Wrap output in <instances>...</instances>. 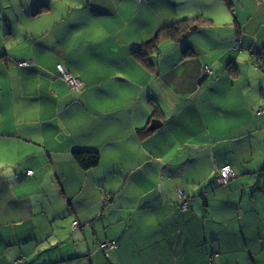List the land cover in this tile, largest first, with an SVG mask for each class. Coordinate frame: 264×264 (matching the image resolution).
<instances>
[{"label": "crops", "instance_id": "1", "mask_svg": "<svg viewBox=\"0 0 264 264\" xmlns=\"http://www.w3.org/2000/svg\"><path fill=\"white\" fill-rule=\"evenodd\" d=\"M183 18L208 20L192 33L204 49L174 42L205 57L195 95L166 109L145 82L164 75L161 55L151 71L132 54L157 29L140 32ZM263 48L264 0H0V264H142L144 252L212 264L210 250L260 252L264 71L253 64ZM166 53L169 64L191 58ZM197 124L201 139L188 138ZM83 149L101 153L99 166L81 168ZM226 164L230 187L209 189ZM111 240L117 249L99 248Z\"/></svg>", "mask_w": 264, "mask_h": 264}, {"label": "rangeland", "instance_id": "2", "mask_svg": "<svg viewBox=\"0 0 264 264\" xmlns=\"http://www.w3.org/2000/svg\"><path fill=\"white\" fill-rule=\"evenodd\" d=\"M211 2V1H210ZM180 9L174 10L172 12L169 13V18H173L176 17V13L179 12ZM146 18H150L152 17L151 15H147L144 16ZM205 21H208L207 19H205ZM161 24H159L158 26L155 25L154 28L152 29H148L145 30L143 32H140L141 35H143L145 33V36H148L149 34H154V32L158 31L159 26ZM161 27V26H160ZM156 28V29H155ZM155 29V31H154ZM223 32L221 33H229L230 31H224V29H221ZM154 31V32H153ZM157 31L155 33V35L157 34ZM219 33V32H217ZM198 33L191 35L190 37H186V39H190L192 40V42L195 44V48L197 51V48H199L200 50L204 49L203 45L205 43H207V40L204 37H201L200 40H198ZM149 36L146 38L148 39ZM140 39H143V36L140 37ZM133 42H131L132 44ZM136 49V48H135ZM135 49L133 50V52L135 51ZM160 49L161 52L159 53V55H161L162 58V71L164 72V77H161L160 80H157V78H152L151 81L148 80V77L145 79L146 85L151 86L152 88L155 89V91L160 95L161 98V105L166 109H170L172 107H174L176 104H186L188 103L187 98L189 96H193L195 95V88H193V83L191 82V79L195 76L198 75V68H199V59L201 57H205V55L201 52H199L196 55L191 54V51L188 50L187 54H189L188 58H185V53L182 49V46H177L174 41L169 40V39H163L160 42ZM178 50V51H176ZM168 52L171 57L175 56L176 54L178 55H183V57L185 58V60H175V63H177V66L172 64H169L167 62V59H165V56L167 55ZM178 52V53H177ZM134 58L137 59V57L139 56H135V54H132ZM193 55V56H192ZM169 55H167L168 57ZM166 57V58H167ZM23 61V60H22ZM180 61V62H179ZM20 61L17 62V64ZM244 62H241V65H243ZM248 65V64H247ZM176 66V67H175ZM244 69V68H243ZM170 70V71H169ZM169 71V72H168ZM204 71V69H203ZM195 73V74H194ZM204 75V73H203ZM202 77V75H201ZM200 77V78H201ZM200 78L197 80V82H199ZM131 81L135 84L138 85V78L136 77H131ZM114 84H116V82L113 81ZM199 86V84L197 85ZM201 87V86H199ZM202 89V88H200ZM146 91H147V87H146ZM227 122H229L227 120ZM181 126V125H180ZM179 126V128H180ZM178 128V129H179ZM232 132L230 131V128H226L225 129V134H231ZM188 134V138H196V139H201V134H202V127L200 125H196L195 127L192 128L191 132L186 133ZM187 136H185L186 138ZM264 166V162H262V167ZM264 201H256L254 202V204L257 207H264L261 206L260 204H263ZM264 218V213L262 214V216ZM263 224V223H261ZM260 224V225H261ZM233 225V224H232ZM239 240L242 242L243 240L239 238ZM262 247L260 252H255L253 254H250L249 252H247L246 250L242 249L241 252H239V249H235L232 250V255H225L222 254L221 251L222 249H216V250H210V254H212L214 251L220 253L218 256L214 255L213 253V258L216 259V263H222L224 261H228V260H232V264H264V241L262 243ZM196 254H194L192 257L194 260L196 261H200L201 259V255L199 254L198 250H195ZM135 256H132V258L134 259ZM150 254H147V252H144L141 254V261L142 264H175V259L176 257L173 255V260L170 258L165 257L164 255L161 256H154V261L149 259ZM181 259L183 260V262L180 263V260H176L177 264H190V261H186L185 256H181ZM193 264H202L201 261L200 262H194Z\"/></svg>", "mask_w": 264, "mask_h": 264}, {"label": "trees", "instance_id": "3", "mask_svg": "<svg viewBox=\"0 0 264 264\" xmlns=\"http://www.w3.org/2000/svg\"><path fill=\"white\" fill-rule=\"evenodd\" d=\"M197 19L198 18H183V19H180V20H177V21H174V22H171V23H168V24L162 26L157 31V34L151 40L144 42L139 47H137L135 49V51L133 52V54H135L136 57L139 55L137 58L141 62H143L147 66V68L150 69L151 71H154L155 70L154 68H156V70H159L158 59H155V58H158L159 53L161 52V49H160L161 40L169 39V40H172L174 42H179V41L185 39L183 37V34L185 32H187L193 25H195V23L205 21L204 18H202L204 21H200V20L197 21ZM188 49H191L190 45H187L184 48L185 56L189 55V54H187ZM255 55L257 57L256 58L257 63H255L256 62L255 61L254 62L255 64H253V65L256 68H259V69L264 71V48L260 52H256ZM23 61H26L27 64L26 65H20L18 63V65L20 67H30V66L34 65L33 60L27 59V60H23ZM251 61L248 62V65L252 66ZM60 65H62L67 70V68L63 64H60ZM60 65H58V68H57L58 72H59V66ZM71 75L76 78V76H74L72 73H71ZM162 77H164V75ZM61 78H63V80L66 83H68L64 77H61ZM78 79H80V78L78 77ZM80 81L82 83V86L80 88L74 87L69 83L68 84L72 88H74L75 90L80 92L84 88V83L82 82L81 79H80ZM154 103H155V104H153L154 109L155 110L159 109V105L157 104V102L155 101ZM140 132L142 133V136H145V135H148V133L150 131L148 130V128H146V129L140 130ZM73 155L83 170H91L93 168H96L97 166H99V164L101 162V153L98 150L83 149V150L75 151L73 153ZM226 165H230V164H226ZM226 165H224V166H226ZM223 167L220 168L217 175L220 174L221 169ZM231 168H232V166H231ZM29 170H31V169H29ZM232 170H233V168H232ZM33 175H34V171H33L32 175H29L28 171H27V176H33ZM233 179H234V172H233V178L228 183H220L218 180V177L216 176L215 178H212L209 180L208 188L212 189V190H217L219 188V186H221V185L230 187V184L233 181ZM202 196H204V192L198 194V197H202ZM181 201L185 202L186 208H187L188 207L187 206L188 201L186 202L183 198L181 199ZM259 236H260V234H259ZM260 240L264 241V237L261 238V236H260ZM109 242H116V244H117L116 247L111 248L112 250L118 248V246H119L118 240H111V241L102 242L99 244V248L104 250V251L109 250L110 249L109 247H102V244L109 243ZM212 256H214V255L211 254V257ZM20 263H21V259H18L15 261V264H20ZM210 264H211V262H210ZM212 264H217V263L215 262ZM218 264H232V260L224 261V262L218 263Z\"/></svg>", "mask_w": 264, "mask_h": 264}, {"label": "built area", "instance_id": "4", "mask_svg": "<svg viewBox=\"0 0 264 264\" xmlns=\"http://www.w3.org/2000/svg\"><path fill=\"white\" fill-rule=\"evenodd\" d=\"M19 64L20 65H26L27 62L21 61V62H19ZM204 71H205V73H210L211 69L208 66H206L204 68ZM59 74L61 77H64L67 80V82L69 84H71L72 86L77 87V88H80L82 86L80 79L73 77L71 75V73L68 70H66L62 65L59 66ZM28 174L32 175L33 171L28 170ZM232 178H233V170H232L231 166L230 165L224 166L221 169L220 174L218 175L219 182L220 183H228ZM183 203H185V202H183ZM73 226L77 227L78 223L74 222ZM116 246H117L116 242H109V243L102 244V247H109L110 249L114 248Z\"/></svg>", "mask_w": 264, "mask_h": 264}, {"label": "water", "instance_id": "5", "mask_svg": "<svg viewBox=\"0 0 264 264\" xmlns=\"http://www.w3.org/2000/svg\"><path fill=\"white\" fill-rule=\"evenodd\" d=\"M197 25H193L187 32H185L183 34V37H190L192 35L193 32L196 31L197 29ZM162 125V122L160 120H155L152 122L151 126L148 128L149 131H153L155 129H157L158 127H160Z\"/></svg>", "mask_w": 264, "mask_h": 264}]
</instances>
